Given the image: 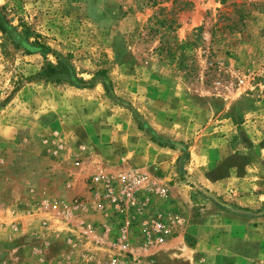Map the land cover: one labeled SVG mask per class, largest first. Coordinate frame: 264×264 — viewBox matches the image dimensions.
I'll use <instances>...</instances> for the list:
<instances>
[{"label":"rangeland","instance_id":"rangeland-1","mask_svg":"<svg viewBox=\"0 0 264 264\" xmlns=\"http://www.w3.org/2000/svg\"><path fill=\"white\" fill-rule=\"evenodd\" d=\"M0 23V264H110L94 193L123 174L169 231L144 247L136 218L120 264H204L203 208L264 225V0H0Z\"/></svg>","mask_w":264,"mask_h":264},{"label":"crops","instance_id":"crops-1","mask_svg":"<svg viewBox=\"0 0 264 264\" xmlns=\"http://www.w3.org/2000/svg\"><path fill=\"white\" fill-rule=\"evenodd\" d=\"M151 122L155 126L159 125L158 120L156 121L153 116ZM196 177L197 182L211 190H217L219 187L220 182L214 181L206 173L197 172ZM178 198L190 204L188 197L187 199L181 196ZM247 198L234 197L232 199L236 204L243 205L248 200ZM200 211L199 215L192 217L193 219L185 220L184 230L195 238L194 247L199 250V261L204 264H253L252 260L256 256L255 247H260L259 242L264 243V225L259 224L258 228L251 229L249 222L252 220L247 222L238 220L240 212L232 207L227 212L221 213L220 211L217 213V209L209 213L205 208ZM209 214H212V217L208 218ZM250 246L254 250L249 251ZM238 254H241L244 259H237ZM258 255L260 256L259 263H264V260H261V258L264 259V253L258 251Z\"/></svg>","mask_w":264,"mask_h":264},{"label":"built area","instance_id":"built-area-1","mask_svg":"<svg viewBox=\"0 0 264 264\" xmlns=\"http://www.w3.org/2000/svg\"><path fill=\"white\" fill-rule=\"evenodd\" d=\"M140 179L137 176L123 174L115 178L104 179L100 190H96L95 209L104 217L105 223L101 227V232L111 237L108 245L119 249L109 257L110 264H120L123 255H119L128 248L129 236L135 231L134 220L140 218L142 221L141 231L144 247L149 244L164 240L168 227L163 223V213L154 211L153 214L144 218L143 203L137 197ZM117 217L114 229L109 226Z\"/></svg>","mask_w":264,"mask_h":264},{"label":"trees","instance_id":"trees-1","mask_svg":"<svg viewBox=\"0 0 264 264\" xmlns=\"http://www.w3.org/2000/svg\"><path fill=\"white\" fill-rule=\"evenodd\" d=\"M0 30L2 32L6 31V28L0 23ZM29 29H24V34L25 35H29L32 34ZM40 37V35L35 34L34 35V42L35 44H38V38ZM57 70L55 67H53L52 65H47L46 67L43 68V70L41 71V73L39 74L40 77L45 78V79H50L51 77H54V75L56 74Z\"/></svg>","mask_w":264,"mask_h":264}]
</instances>
